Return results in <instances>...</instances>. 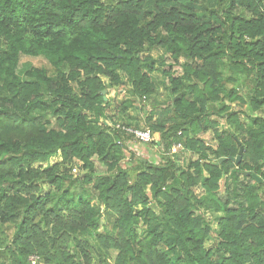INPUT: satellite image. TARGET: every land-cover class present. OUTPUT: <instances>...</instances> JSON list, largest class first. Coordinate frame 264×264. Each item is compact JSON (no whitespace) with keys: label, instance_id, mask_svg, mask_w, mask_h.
<instances>
[{"label":"trees","instance_id":"obj_1","mask_svg":"<svg viewBox=\"0 0 264 264\" xmlns=\"http://www.w3.org/2000/svg\"><path fill=\"white\" fill-rule=\"evenodd\" d=\"M165 54L184 74L165 71L159 113ZM108 86L151 100L150 157L116 129ZM259 112L264 0H0V264H264V183L245 175L264 182ZM177 145L198 156L187 170Z\"/></svg>","mask_w":264,"mask_h":264},{"label":"rangeland","instance_id":"obj_2","mask_svg":"<svg viewBox=\"0 0 264 264\" xmlns=\"http://www.w3.org/2000/svg\"><path fill=\"white\" fill-rule=\"evenodd\" d=\"M162 54H164L163 52L160 53H154V57L158 58L160 57ZM164 59H165V65H162V61H160L157 64V71L154 73V77H155V82L157 83L158 87H159V95L157 97V101L158 103L162 106L161 109H158L159 113L162 112L163 110L166 111V109L164 106L167 104V102L169 101V93L168 90L166 89V85L168 84V78L167 75L165 74L166 70H169L171 68V65L174 66L173 67V73L175 74V76H182L184 74V71L182 69V67L180 65H177L174 63V61L172 60V58L170 57L169 54H165L164 55ZM106 84L108 85V81H106ZM128 85V84H127ZM129 86V85H128ZM127 89H123L122 87H110L108 86V91H106L104 93V95L106 96L107 100L111 103V112L112 114H116L117 119H118V125H130L132 127L137 126L140 129H152L151 128V124H149L147 122L148 116L149 114V110L152 106V102L149 99H143L141 100L138 97H134L133 95H131V93L128 92V89L130 87H126ZM133 100V107L129 109L128 111V117H124L123 115H119L117 113V107L119 105H121L125 100ZM164 111V112H165ZM246 111L249 113V107L246 109ZM264 112H259L258 114L263 115ZM251 115V114H250ZM159 115H157L156 120H158ZM110 124L111 121L109 122ZM153 124L156 123V121L154 120L152 122ZM224 122L221 121L220 127L218 129H221L222 127H224L223 125ZM157 136V134H156ZM201 138L207 143L208 146H213L215 149L217 141L214 138V131L210 130L208 133L203 134L201 136ZM137 142V141H136ZM132 149L133 151L137 152L138 154L140 153L141 156H149L148 151L144 148V146H142L141 143L137 142L134 143V145H132ZM177 159L176 161H178V165L180 167V170H187L189 168V164L191 162H194L198 156L193 154L190 151H186L184 149V147L182 146L181 149H177ZM130 157V151H126L125 152V159L123 160V164L127 165V162L129 160ZM63 158L61 153H58L56 156H53L49 162L44 163V164H38L36 166H42L44 168H48V167H52L54 165H57L58 163L62 162ZM95 164H96V171L98 173L102 172L104 173V171L106 170L103 166L104 165H100V163L96 160H94ZM192 172H194L193 169H191ZM87 171H83L77 169L73 171V174L75 176H82L83 174H85ZM259 188H261V193L264 192V187L263 186H259ZM49 191H51V188L49 186H44L43 188V194L48 193ZM194 192H196V194L200 197L203 194V189L201 187H195L194 188ZM147 193L150 194V187L147 190ZM215 198L221 202V204H223L225 198L224 195H216ZM139 209H141V207H138ZM159 213V211H158ZM224 212L217 214V215H213L212 213H206L205 216L206 218L212 223V227L213 229H217V218L218 216H222ZM109 214V213H107ZM116 217H110L108 215H105V217L102 219V223L105 222L106 224V229L108 232H110L112 235L115 233L113 231V223L115 221ZM13 227L7 228L6 230V236L8 237H4L6 238V240H9V238L12 236L13 234ZM113 232V233H112ZM215 245V241H211L208 243V247L211 248L212 246Z\"/></svg>","mask_w":264,"mask_h":264},{"label":"built area","instance_id":"obj_3","mask_svg":"<svg viewBox=\"0 0 264 264\" xmlns=\"http://www.w3.org/2000/svg\"><path fill=\"white\" fill-rule=\"evenodd\" d=\"M106 124L112 126V124L110 123H106ZM116 129H120L126 132L128 135H132L135 138V140H137L140 143H151L154 142L155 139L157 138V136L153 134L152 131L149 129H135L131 126H126L125 124L122 126L117 124ZM181 148H182L181 145L175 146L172 150V154L176 153L177 149H181ZM37 259L38 257L36 256L31 257L33 263H36Z\"/></svg>","mask_w":264,"mask_h":264},{"label":"water","instance_id":"obj_4","mask_svg":"<svg viewBox=\"0 0 264 264\" xmlns=\"http://www.w3.org/2000/svg\"><path fill=\"white\" fill-rule=\"evenodd\" d=\"M106 91H104L103 92V94L105 93ZM106 100H107V98H105ZM157 138H159V135H157ZM244 153V148L243 147H241L240 148V150H239V155H238V157L237 158H231V160L232 161H235L236 163H238L240 160H241V158H242V154ZM226 160V158H222V159H220L219 160V162H218V164H221V163H223L224 161ZM246 176H252V178L258 183V184H262V183H264L263 182V179L261 178V177H259V176H257L256 174H252V173H246L245 174Z\"/></svg>","mask_w":264,"mask_h":264}]
</instances>
